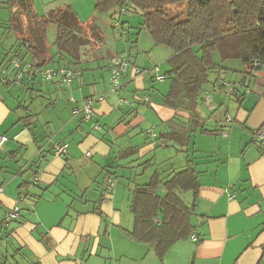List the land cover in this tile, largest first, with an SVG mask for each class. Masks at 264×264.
Returning a JSON list of instances; mask_svg holds the SVG:
<instances>
[{
    "label": "crops",
    "instance_id": "1",
    "mask_svg": "<svg viewBox=\"0 0 264 264\" xmlns=\"http://www.w3.org/2000/svg\"><path fill=\"white\" fill-rule=\"evenodd\" d=\"M6 1L0 0V136L8 138L0 149V264H259L264 255V145L259 147L255 137L264 129V74L246 82L242 65L234 61L225 65L230 71L213 75L219 82L207 86L199 107L209 134L199 128L192 142L201 189L196 200L191 193L190 199L182 195L188 207L194 205L196 234L177 242L161 262L127 235L140 169L128 171L153 154L168 122L189 118L163 105L170 82L156 79L170 71L173 51L155 43L143 18L132 27L122 17L136 15L124 13L120 20L127 34L114 40V51L106 48L102 27L94 23L102 40L95 50L89 44L80 50L81 75L71 87L42 83L37 76L17 84L12 57L3 62L17 43ZM68 7L64 1L55 11ZM123 52L131 65L117 94L111 91L110 61ZM25 63L37 66L32 58ZM223 82L236 86L234 96L225 94ZM209 93L213 102L207 104ZM90 97L103 101L95 103V117L86 122L82 110ZM121 99L128 105H120ZM61 144L68 146L65 157L54 155ZM131 149L138 155L119 158ZM158 159L163 160L159 154ZM107 172L117 177L106 195ZM82 194L88 204L79 198ZM94 203L98 213L89 212ZM16 205L21 219L2 228L5 214Z\"/></svg>",
    "mask_w": 264,
    "mask_h": 264
},
{
    "label": "trees",
    "instance_id": "2",
    "mask_svg": "<svg viewBox=\"0 0 264 264\" xmlns=\"http://www.w3.org/2000/svg\"><path fill=\"white\" fill-rule=\"evenodd\" d=\"M94 1V10L106 14L113 22L122 9L141 16L143 27L147 28L155 43L170 48L174 53L169 62L170 71L163 76L170 82L163 105L185 111L189 118L182 121L177 117L168 122L167 132L156 140L153 154L141 161L137 168L133 166L128 171L135 174L139 168L137 177L140 181L127 179L133 181L130 204L133 225L127 235L136 243L148 246L163 262L177 242L187 241L196 234L192 222L194 205L188 207L182 195L191 193L196 200L201 189V173L195 164L192 142L199 128H202V133L209 134L199 114L207 86L218 83L219 79H214L213 75L222 70L230 71L225 65L233 61L241 63L246 82L254 74H264V0ZM4 5L9 11V30L17 37V43L6 53L4 63L11 57L22 62L32 58L37 65L43 62L56 69L80 71V50L89 44L85 38L87 31L91 32L96 44L102 40L97 25L81 23L71 7L40 16L33 0H7ZM15 8L17 10L13 13ZM171 8L176 11L171 13ZM184 8L186 19H182L183 12L179 11ZM24 17L35 28L31 36H27L21 27ZM51 25L57 30L54 46L58 51L55 56L49 53L47 44ZM24 42L28 45H23ZM168 148H172L174 153L159 160L157 150ZM138 151L127 150L119 158L129 159L138 155ZM134 163L131 162V165ZM107 175V186L112 181L114 188L117 175L109 172ZM107 186L104 188L106 195L113 189L107 191ZM86 195L79 196L83 204L90 202ZM102 198L101 192L96 202L100 203ZM97 203L93 204L95 208L90 213H98ZM4 223L3 219L2 228ZM259 264H264V255Z\"/></svg>",
    "mask_w": 264,
    "mask_h": 264
},
{
    "label": "built area",
    "instance_id": "3",
    "mask_svg": "<svg viewBox=\"0 0 264 264\" xmlns=\"http://www.w3.org/2000/svg\"><path fill=\"white\" fill-rule=\"evenodd\" d=\"M126 11L122 9L121 12L118 13L117 18L114 22L115 28H118L122 31V36L125 37L127 32L122 28L120 17L124 15ZM28 45V44H27ZM12 66V71H15L14 80L17 84H22L26 77H34L37 76V80L42 83L46 84H56L62 88L71 87L73 85L74 80L81 75L80 71L74 69H56L54 67H50L43 62L37 66H34L30 63L22 62L19 59H12L10 62ZM131 65L129 56L127 53L123 52L114 56L110 61V85L111 91L113 93H119L122 88V80L125 75L126 70ZM2 76L6 77L9 75L8 70L4 69L1 73ZM257 75L254 74V77ZM157 81H164V78L160 75L156 76ZM222 90L225 91V94L228 96H234L236 92V86L230 82H223L221 85ZM248 92V89H247ZM205 102L208 104L213 102V97L209 93L204 98ZM73 100V99H72ZM103 101L102 97H99L97 100L90 97L85 100V104L83 107L82 112L84 113V120L86 122L92 121L95 117V103ZM128 105V101L120 100V105ZM231 118H226V123H230ZM95 128L99 130V127L96 125ZM8 141L6 136H0V149L3 148L4 144ZM255 143L262 147L264 145V129H261L256 133ZM68 146L66 144L57 145L54 149V155L57 157H65L67 155ZM88 157L91 154H87ZM114 186L112 181H109L107 186V191H110ZM22 213L21 208L19 205L14 206L10 211H8L5 216L4 220L6 223H12L14 221H18L21 219ZM158 222V221H156ZM195 239V238H194Z\"/></svg>",
    "mask_w": 264,
    "mask_h": 264
},
{
    "label": "rangeland",
    "instance_id": "4",
    "mask_svg": "<svg viewBox=\"0 0 264 264\" xmlns=\"http://www.w3.org/2000/svg\"><path fill=\"white\" fill-rule=\"evenodd\" d=\"M33 1H34V8L37 11V14L40 16H45L49 14L50 12L55 11V9H57L61 3H63L64 1H69L70 6L72 7L73 11L78 14V19L81 23H85L86 25H89L91 23H96L98 26L102 27V31L106 39V46H107L106 48H108L109 51H114V49L117 48V46L114 43L115 39H117V41H120V39L123 38L122 31H120L118 28H115L112 21H110L111 19H109V17L106 14L98 13L94 10L95 9L94 0H33ZM174 11L176 10L174 8L173 9L171 8V13ZM179 11L183 12L182 19H186V8L179 9ZM123 20H127L128 22H130V26L133 27V26H137L142 21V17H140L139 15L132 17V16H128L127 14H125L122 17V21ZM2 21L3 19L1 18L0 20L1 24H2ZM21 27L24 29V31H26L27 36L33 35V31L35 28L31 27V24L28 22V20L25 17L22 20ZM85 35H86L85 38H87V41L91 45L92 49L95 50L98 44H96L95 41L92 40L91 32L87 31ZM56 37H57L56 26L51 25L48 30L47 44L49 46V53L52 55H54L55 52L58 51V49L55 48L54 46ZM229 64L231 66V64H234V61L231 63H228V65ZM159 151H160L159 155H161L162 158L164 159L172 155L173 149L168 148V149H162ZM168 153L169 155L165 157V155ZM185 197L190 199L191 194L188 193L185 195ZM194 222H196V218ZM183 242H187V241H183ZM180 244L181 246H184V244H188V243H180ZM181 252L182 253L185 252L186 253L185 256L187 258V255H188L187 249L183 248L181 249Z\"/></svg>",
    "mask_w": 264,
    "mask_h": 264
}]
</instances>
